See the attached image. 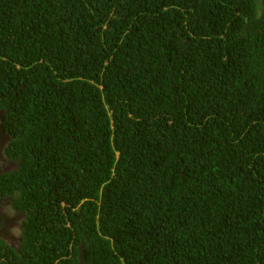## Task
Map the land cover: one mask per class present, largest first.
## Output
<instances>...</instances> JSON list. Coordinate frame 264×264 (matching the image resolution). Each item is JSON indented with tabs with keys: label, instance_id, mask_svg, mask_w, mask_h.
Wrapping results in <instances>:
<instances>
[{
	"label": "trees",
	"instance_id": "16d2710c",
	"mask_svg": "<svg viewBox=\"0 0 264 264\" xmlns=\"http://www.w3.org/2000/svg\"><path fill=\"white\" fill-rule=\"evenodd\" d=\"M0 124L9 264H264V0H0Z\"/></svg>",
	"mask_w": 264,
	"mask_h": 264
},
{
	"label": "flooded vegetation",
	"instance_id": "af4514ba",
	"mask_svg": "<svg viewBox=\"0 0 264 264\" xmlns=\"http://www.w3.org/2000/svg\"><path fill=\"white\" fill-rule=\"evenodd\" d=\"M9 140L8 134L5 133L0 124V173L11 171L17 167V160L12 157L10 158L6 153ZM1 205H5L7 210H3ZM24 219L25 213L13 206L11 195L0 194V240L3 241V245H0V264L12 263V256L15 255L13 252H19L22 241V223ZM6 245L9 249L6 248ZM5 253L10 256L7 257Z\"/></svg>",
	"mask_w": 264,
	"mask_h": 264
},
{
	"label": "rangeland",
	"instance_id": "374dc122",
	"mask_svg": "<svg viewBox=\"0 0 264 264\" xmlns=\"http://www.w3.org/2000/svg\"><path fill=\"white\" fill-rule=\"evenodd\" d=\"M3 153V152H2ZM1 153V154H2ZM3 156H4V153H3ZM1 208L3 209V210H7L6 208H5V205H1ZM80 264H82V263H80Z\"/></svg>",
	"mask_w": 264,
	"mask_h": 264
}]
</instances>
